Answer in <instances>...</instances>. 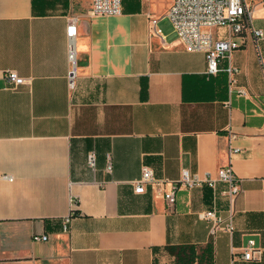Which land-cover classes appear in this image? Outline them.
<instances>
[{
  "label": "crops",
  "instance_id": "1",
  "mask_svg": "<svg viewBox=\"0 0 264 264\" xmlns=\"http://www.w3.org/2000/svg\"><path fill=\"white\" fill-rule=\"evenodd\" d=\"M246 1L264 28V0ZM122 2L94 15L92 0H0V264H264V39L258 50L239 38L209 74L205 52L188 50L167 17L173 0ZM8 70L29 82L14 87ZM231 133L242 178L232 232L212 237L199 216L209 186L180 187L173 206L169 182L135 191L144 165L169 181L183 169L216 177Z\"/></svg>",
  "mask_w": 264,
  "mask_h": 264
},
{
  "label": "built area",
  "instance_id": "2",
  "mask_svg": "<svg viewBox=\"0 0 264 264\" xmlns=\"http://www.w3.org/2000/svg\"><path fill=\"white\" fill-rule=\"evenodd\" d=\"M264 3V2H263ZM123 9L122 0H92L90 12L94 15H114ZM253 8L246 0H173L167 13L178 37L185 43L190 51H203L206 54L208 64L207 72L217 74L220 71V61L229 56L230 53L244 45L246 35L251 36L259 50V41L264 39V28L255 27L252 21ZM76 17L67 26V36L69 37V59L71 69L69 71V83L71 87L75 85L77 76V57L74 43L76 34ZM153 25L156 19L152 20ZM215 28H225L224 38L216 37ZM157 30L156 28H154ZM259 60L263 64V57L259 51ZM229 72L237 71V68L228 67ZM5 77L9 84L14 87L24 85L29 79L19 75L15 70H8ZM244 92V91H243ZM235 135H229V163L221 167L218 175L213 177L206 173L204 176L191 173L188 169H183L180 179L169 181L168 179H158L154 171L148 165L142 167V175L134 181L135 191L140 193L145 191V185L154 183L159 190H164L169 182L170 188L164 190V196L169 206L176 202L177 192L180 187L192 189L195 187L209 186L212 189L211 206L199 213V216L208 221L210 234L216 237L220 231L232 232L234 230L233 217L235 213V202L237 195L242 191V178L239 177L232 166V155L240 149L232 142ZM89 165L95 168L96 155L89 154ZM112 166L109 164L108 169ZM219 184L223 187L219 188ZM226 200V215H222L218 206V198ZM70 218L65 220L64 229L68 230ZM48 235H34V240H47ZM254 240H250L243 253L244 259H251L254 256Z\"/></svg>",
  "mask_w": 264,
  "mask_h": 264
},
{
  "label": "rangeland",
  "instance_id": "3",
  "mask_svg": "<svg viewBox=\"0 0 264 264\" xmlns=\"http://www.w3.org/2000/svg\"><path fill=\"white\" fill-rule=\"evenodd\" d=\"M214 32H215V30H214ZM217 34L219 33V34H225V31H218V32H216Z\"/></svg>",
  "mask_w": 264,
  "mask_h": 264
}]
</instances>
